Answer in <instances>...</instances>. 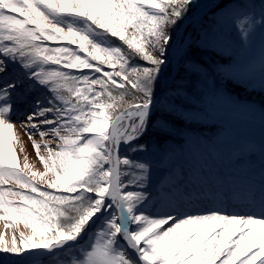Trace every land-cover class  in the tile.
<instances>
[{
	"label": "snow or ice",
	"instance_id": "1",
	"mask_svg": "<svg viewBox=\"0 0 264 264\" xmlns=\"http://www.w3.org/2000/svg\"><path fill=\"white\" fill-rule=\"evenodd\" d=\"M198 7L0 0V264H264V146L259 182L230 189L186 185L170 172L153 190L152 162L138 158L167 159L197 141L185 131L197 101L257 106L217 87L248 91L254 68L196 54L226 51L216 30L228 21L244 46L264 33V0L258 12L254 0H211L208 26ZM259 71L264 112V49ZM200 82L211 96L197 95ZM34 92L44 96L20 126L42 172L17 152L25 149L14 117Z\"/></svg>",
	"mask_w": 264,
	"mask_h": 264
},
{
	"label": "rangeland",
	"instance_id": "2",
	"mask_svg": "<svg viewBox=\"0 0 264 264\" xmlns=\"http://www.w3.org/2000/svg\"><path fill=\"white\" fill-rule=\"evenodd\" d=\"M254 2L257 4L258 12L259 0H254ZM203 23L206 26L211 25V14L209 11L203 19ZM187 31L194 36L193 26H188ZM216 35L218 37V43L221 47L225 48L226 51L222 53H210L201 50L196 54V58L202 59L207 63H212L213 60L219 63L229 59V57H234L239 61L241 67L248 68L251 66L254 68L252 74L253 84L248 91H245L244 88L238 87L233 83H228L226 85L221 83L218 84L217 87L226 95L237 96L242 100L251 99L257 101V106L255 108H249L244 104L231 103L223 97H213L210 101L206 100L205 102L197 101L193 104V107L197 110L198 116L195 120L187 122L190 127L185 129V131L198 138L197 140L206 146L209 151L217 154L218 157H223L224 154H229L232 151L243 153L242 150L247 148L251 150V153L254 155H261V149L262 146H264V112L259 108V64L262 49H264V33H261V31L257 29L251 42L247 46H244L241 44L235 30L231 27V22L228 21L217 26ZM253 88H255V92H253ZM211 89V83L200 82L196 86V93L198 96L208 97L211 96ZM37 96L43 98L44 93L34 92L29 100ZM27 114L28 113L25 111L20 113L17 112V115L14 117V120H17L16 132L25 149L24 153H20L19 145H17V152L21 162L26 153L29 162L34 166V170L42 172L44 171L43 165L37 158L36 152L28 136L25 134L24 129L20 126V122L25 120ZM33 139H35V136ZM182 140L183 137L177 136L169 141V143L175 145L182 142ZM180 152H184V150ZM176 153L174 155H176ZM40 154L46 155L42 148ZM174 155H171L168 159H171ZM243 155L244 163L248 165L249 159L245 154ZM138 158L141 160H150L152 162L151 174H153V170H156L160 166L158 165L159 160L165 159V155L162 152H154L147 156L141 155ZM217 164L218 167H220L219 169L223 167L219 161ZM224 168L228 169V166L226 165ZM8 186L15 188L14 184ZM65 259H68V257H65ZM43 264H51V261L48 258H44Z\"/></svg>",
	"mask_w": 264,
	"mask_h": 264
},
{
	"label": "bare ground",
	"instance_id": "3",
	"mask_svg": "<svg viewBox=\"0 0 264 264\" xmlns=\"http://www.w3.org/2000/svg\"><path fill=\"white\" fill-rule=\"evenodd\" d=\"M211 0H199V7L194 10L197 20L205 18L208 13V5ZM190 26V25H189ZM31 98L27 104H20L17 112L28 113L31 108ZM37 143H43L38 135L35 136ZM47 139V137L45 138ZM32 145V142H30ZM55 146V145H51ZM43 149V148H42ZM44 151V149H43ZM243 153L232 151L218 157L217 154L209 151L199 140L187 145L184 152H177L171 159L159 160L160 165L151 174L153 190L162 182L169 179V173L175 172L176 178L186 185L212 186L217 189H230L240 187L243 184L254 181L259 182V173L261 166V155H254L248 148L242 150ZM249 159V164L244 163V155ZM220 158V159H219ZM218 161L223 166L218 167ZM228 166V169L224 167ZM9 187V186H8ZM235 206V205H234ZM167 227V226H165ZM3 222H0V232H4ZM10 237L11 232H8ZM2 255V254H0ZM6 264L17 259L15 257H4Z\"/></svg>",
	"mask_w": 264,
	"mask_h": 264
}]
</instances>
